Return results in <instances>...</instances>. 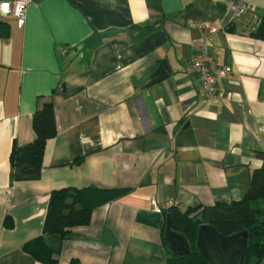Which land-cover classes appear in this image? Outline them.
Returning <instances> with one entry per match:
<instances>
[{"label": "crops", "instance_id": "0c3cea01", "mask_svg": "<svg viewBox=\"0 0 264 264\" xmlns=\"http://www.w3.org/2000/svg\"><path fill=\"white\" fill-rule=\"evenodd\" d=\"M236 1L264 29V0H33L22 29L0 17V264H42L23 246L42 235L54 190L130 189L75 229L59 264H169L154 200L183 211L244 197L264 164V41L250 17L232 18ZM206 23L219 28L214 62L233 70L219 80L230 99L216 103L192 65ZM46 102L58 134L42 176L13 182V145L34 140Z\"/></svg>", "mask_w": 264, "mask_h": 264}, {"label": "trees", "instance_id": "16d2710c", "mask_svg": "<svg viewBox=\"0 0 264 264\" xmlns=\"http://www.w3.org/2000/svg\"><path fill=\"white\" fill-rule=\"evenodd\" d=\"M0 23V37L8 36V31ZM252 37L264 41V29L259 27ZM32 128L35 138L31 143L19 146L16 142L10 154L13 182L40 180L44 167L47 143L58 134L57 117L52 102L42 104L33 115ZM264 162V155L257 154ZM78 159L74 164H81ZM130 189H104L97 186L83 188L68 187L52 191L46 214L43 233L26 243L23 250L42 264H59L62 244L71 240L75 229L89 226L97 209L115 202L128 194ZM173 206L163 210L170 216L172 230L186 237L190 253L170 257L169 264H211L197 247L198 231L202 225H212L222 235L234 236L248 232L249 241L244 264H264V164L250 174L249 189L244 197L232 203L214 206H197L181 210ZM5 226L14 227L10 217ZM59 246L53 247L52 242ZM240 261V256H237ZM77 264V263H73Z\"/></svg>", "mask_w": 264, "mask_h": 264}, {"label": "built area", "instance_id": "2783aa9c", "mask_svg": "<svg viewBox=\"0 0 264 264\" xmlns=\"http://www.w3.org/2000/svg\"><path fill=\"white\" fill-rule=\"evenodd\" d=\"M33 0H14L13 3H1L0 4V17L9 18L12 17L17 21L18 27L22 29L26 23V12ZM232 18L239 20L243 19L246 15L253 16V23H258L260 16L255 6L243 3L241 1L232 2L230 6ZM205 32L204 40L198 44L199 54L193 57V68L199 73L201 81V90L204 98L208 103H216L224 100H229V93L219 87V80L229 77L233 70L231 67H220L218 72L215 67L212 56L209 53V40L216 33L217 28L206 23L203 25ZM181 205L178 202H169L164 206H159L158 203L153 201V209L158 214H162L163 210Z\"/></svg>", "mask_w": 264, "mask_h": 264}, {"label": "water", "instance_id": "95a60500", "mask_svg": "<svg viewBox=\"0 0 264 264\" xmlns=\"http://www.w3.org/2000/svg\"><path fill=\"white\" fill-rule=\"evenodd\" d=\"M164 240L173 257L183 256L191 251L186 237L172 230L170 216H167ZM248 241V232L225 236L212 225H202L198 231L197 247L211 264H244Z\"/></svg>", "mask_w": 264, "mask_h": 264}, {"label": "rangeland", "instance_id": "374dc122", "mask_svg": "<svg viewBox=\"0 0 264 264\" xmlns=\"http://www.w3.org/2000/svg\"><path fill=\"white\" fill-rule=\"evenodd\" d=\"M241 2H242V1H241ZM243 3H245V2H243ZM246 4H247V3H246ZM252 25H253L255 28H259V27L262 25V21L259 20L258 23H253V22H252Z\"/></svg>", "mask_w": 264, "mask_h": 264}, {"label": "bare ground", "instance_id": "6f19581e", "mask_svg": "<svg viewBox=\"0 0 264 264\" xmlns=\"http://www.w3.org/2000/svg\"><path fill=\"white\" fill-rule=\"evenodd\" d=\"M246 16L250 17L251 20H253V18H254L253 16H249V15H246ZM246 16H245V17H246ZM260 20H262V19L260 18ZM216 28H217V31H218L219 28H218V27H216ZM217 31H216V32H217ZM215 67L217 68L218 72H221V71H220V67H219L218 65H215Z\"/></svg>", "mask_w": 264, "mask_h": 264}]
</instances>
